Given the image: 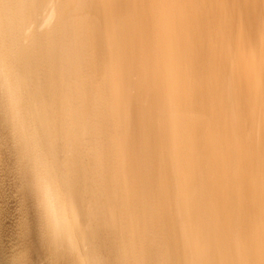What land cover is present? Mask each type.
Wrapping results in <instances>:
<instances>
[{
  "label": "bare ground",
  "instance_id": "obj_1",
  "mask_svg": "<svg viewBox=\"0 0 264 264\" xmlns=\"http://www.w3.org/2000/svg\"><path fill=\"white\" fill-rule=\"evenodd\" d=\"M0 264H264V0H0Z\"/></svg>",
  "mask_w": 264,
  "mask_h": 264
},
{
  "label": "clouds",
  "instance_id": "obj_2",
  "mask_svg": "<svg viewBox=\"0 0 264 264\" xmlns=\"http://www.w3.org/2000/svg\"><path fill=\"white\" fill-rule=\"evenodd\" d=\"M55 212V205L52 206L50 213H54Z\"/></svg>",
  "mask_w": 264,
  "mask_h": 264
}]
</instances>
